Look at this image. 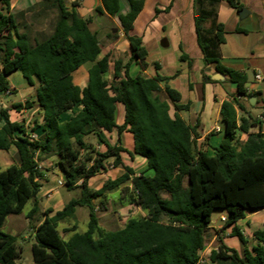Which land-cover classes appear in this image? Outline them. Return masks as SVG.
I'll return each instance as SVG.
<instances>
[{"label": "trees", "instance_id": "obj_1", "mask_svg": "<svg viewBox=\"0 0 264 264\" xmlns=\"http://www.w3.org/2000/svg\"><path fill=\"white\" fill-rule=\"evenodd\" d=\"M144 1L128 0L125 14L121 0H101L102 6L96 9L99 15L118 19L132 49L128 61H113L112 80L108 81L110 56L100 58L102 44L89 28L90 19L79 13L78 1L68 6L66 0H42L13 13L11 0H0V94L12 93L8 78L19 71L35 88L36 98L0 110V121H4L0 152L14 146L18 156L6 170L0 165V264H17L20 258L18 238L2 229L10 215L22 214L30 202L33 207L27 218L33 219L39 212L37 195L46 180L39 163L51 157H56L57 168L65 176L64 187L80 190L81 195L53 215L52 209L42 212L39 225L30 228L35 264H264V227L248 238L237 226L248 212L264 209V133H250L245 140L237 137L238 131L248 133L257 120L243 118L239 123L236 108L243 109L237 97L250 96L247 76L220 64L223 25L212 22L205 26L221 0H194L204 83L211 81L206 70L214 65L217 73L238 86L232 101L222 105L225 138L213 156L208 152V137L199 142L194 128L177 113L171 115L170 102L176 111L188 106L178 105L181 97L167 85L169 78L158 73L153 78L130 75L133 63L148 67L142 39L130 34ZM227 2L238 12L243 9L235 0ZM54 11L56 19L49 34H35L33 26L25 22L26 14L33 13L37 22ZM107 38L114 42L117 34ZM181 59L188 57L183 54ZM85 64H90L89 81L81 89L74 84L73 73ZM161 83H166L164 91ZM34 105L43 123L35 121L31 130L40 129L42 135L31 142L26 122H12L8 112L30 110ZM118 105L124 110L120 126L116 123ZM77 107L81 110L74 111L69 121H59L62 114ZM114 131L119 136L132 134L133 151L116 144L106 145L100 152L86 142L90 135ZM124 154L132 160L144 158L154 175L137 174L124 163ZM110 166L125 172L108 179L100 189H91L89 179ZM124 186L127 204L141 209L145 216L130 219L122 229L106 231L97 216V208L104 207L95 202ZM78 208L89 210L87 230L80 233L74 226V233L64 239L59 224L75 219ZM216 210L226 214L224 228L232 227L231 236L238 239L242 251L228 247L220 237L205 262L201 257Z\"/></svg>", "mask_w": 264, "mask_h": 264}, {"label": "crops", "instance_id": "obj_2", "mask_svg": "<svg viewBox=\"0 0 264 264\" xmlns=\"http://www.w3.org/2000/svg\"><path fill=\"white\" fill-rule=\"evenodd\" d=\"M41 1L11 0V11L13 13L26 11ZM76 1L81 4V8L78 9L79 13L85 19H90L89 28L97 34L102 44L100 58L106 55L110 56V71L105 76V79L111 81L113 60L121 59L126 62L132 55L129 40L117 18H109L97 13L96 9L102 6L101 0ZM235 1L243 5L242 10H246L243 18L240 17L242 10L238 12L236 8L229 5L227 0H221L219 4L214 6L213 17L205 26L209 27L212 22L216 25H223L225 43L220 46V64L226 69L247 76L246 87L250 96L237 97L243 109L240 111L236 108L238 121L240 123V120L245 118L251 121L257 120V122L255 126L249 129L248 133L238 131L237 137L240 140H245L250 133H264V120L262 119L264 117V0ZM121 4L122 13H127L129 11L128 0H121ZM205 9L212 10L208 6H205ZM196 13L197 8H195L194 0H145L143 9L137 16L130 34L142 39V45L147 51L145 62L148 64V67L143 69L140 64L133 63L130 68V75L132 77L143 75L153 78L158 73L163 77L169 78L167 85L180 94L181 98L178 105L188 106L186 110L176 111L174 104L170 102L171 115L174 116L177 113L190 128H194L199 137V142L204 141L208 137V152L213 156L225 138V124L223 123L221 114L222 105L224 102L232 101L233 97L237 94L238 86L229 82L227 76L217 73L214 65L206 70V74L210 76L211 81L204 83L203 70L205 69V63L197 41L195 27ZM42 19L45 18L42 17L40 20ZM101 20H112L116 24V27L109 31L108 27H105L106 25H100L99 22ZM111 33L117 34V40L114 42H111L107 38ZM104 41L106 42L103 43ZM183 54L188 57V60L181 59ZM89 68L90 64H85L73 73L74 84L81 89H84L88 84ZM257 75H260L262 80H257ZM165 85L166 83L160 84L163 91ZM32 88L33 97L27 101L35 102V88ZM11 91L16 92L13 86H11ZM162 97L167 98L165 93H163ZM6 109L10 108L7 107ZM80 110L81 107H77L75 110L65 112L60 116L59 121H69L74 116V111ZM15 112L17 116H22L23 118L37 113L38 124L42 125L43 123L37 105H34L30 110L25 109L20 112L10 110L8 112L9 116ZM123 116V107L118 105L116 113L117 125L123 124ZM10 120L12 122H19L18 120H13L11 116ZM23 120L26 123L28 122L25 119ZM3 125L4 121H0V129ZM217 127L219 128L218 132L215 130ZM34 132L39 137L42 135L40 129L34 130ZM86 142L94 145L100 152L106 150V145L116 144L121 145L128 151H133L134 149L133 136L129 132H124L120 136L116 131L112 133L101 132L98 135L86 137ZM12 148L16 150L14 146L10 150ZM126 156L128 155H123L124 163L133 168V165L127 162ZM134 161L141 163V165L144 163V159L139 156H135ZM39 166L46 171V180L42 183L37 200L39 203L44 201L49 206V209L53 210V215L65 207L63 201L64 194L60 192L65 189V176L57 168L56 157L41 161ZM133 169L136 172V169ZM124 172L125 170L122 167L114 168L110 166L107 172L89 179V186L91 180L96 177L105 176L106 174L105 180H114L123 175ZM112 174H117L118 176H113ZM59 182H63V186H60ZM65 190L68 191L67 189ZM263 214L264 209L250 211L244 219L237 223V226L244 233L243 225H250L251 236H247L246 233L244 235L251 238L256 230L264 227ZM259 223H262V225L255 228L256 224ZM222 224L218 226L222 227ZM210 228H216V226L211 225ZM225 229L232 231V227ZM237 242L238 248L236 250L241 252L242 246L238 239ZM216 248L217 246L213 249Z\"/></svg>", "mask_w": 264, "mask_h": 264}, {"label": "rangeland", "instance_id": "obj_3", "mask_svg": "<svg viewBox=\"0 0 264 264\" xmlns=\"http://www.w3.org/2000/svg\"><path fill=\"white\" fill-rule=\"evenodd\" d=\"M67 5L71 4V0H66ZM56 19V11L50 13L47 18L42 19L40 21H35L33 18V13L26 14L25 22L29 25L33 26V32L37 33H46L49 34L52 31L53 23ZM101 26L108 27L107 29H114L116 24L112 20H101L99 22ZM104 41L103 43H105ZM114 61V60H113ZM11 86L14 87L15 93L12 91L11 95L0 94V110L1 108H12L13 104L19 102H26L27 100L32 99L33 97V88L29 86L26 79L23 77L21 72H17L13 74L10 79ZM13 120H18L19 122L24 121L25 119L28 126L32 129L35 121H38V115L35 113L33 116L29 115V117L23 118L22 116H17L16 112L10 114ZM140 157V156H139ZM141 158V157H140ZM144 159V158H143ZM126 160L129 164L133 165V168L136 169L137 174L144 173L146 176H153L154 171L149 170L147 167V162L144 159V163L134 161L126 156ZM18 161V156L16 154V150L12 148V150L8 152H0V165L2 170H6L9 166L16 163ZM113 176H118L117 174H112ZM105 176H99L95 179H92L90 182V187L93 190H98L102 187ZM107 180H105L106 182ZM104 182V183H105ZM64 189V188H63ZM66 189V188H65ZM61 190L63 195V201L65 205L72 199L79 198L81 195V191H66ZM128 196V191L126 187H121L119 191L107 194L105 198L102 200H97L95 203L97 208V216L99 218V225L106 231H115L122 229L126 223L133 218H141L145 216V213L134 206L128 205L126 202V198ZM65 197V198H64ZM33 203H29L22 214L20 215H10L3 227V231L10 235L16 236L18 238V248L20 251V258L17 260V264H35L33 260L32 254V244L34 243L33 232L30 228L37 227L42 219L41 213L48 210L49 206L45 204L44 201L39 203V212L34 216L33 219H28L27 214L32 209ZM226 214L220 210L214 211L212 215L211 225L216 226V228H210L207 233V245L205 250L202 253V260L205 262H209V255L213 248L217 246V241L220 237H223L224 243L233 249L238 248L237 238L231 236V231L224 228V223L221 222V217ZM264 215V214H263ZM90 218L89 210L86 208H78L76 212L75 219L64 221L59 224L60 234L64 239H68L74 232L71 231L74 226L77 227V232H84L87 230L88 221ZM223 223V224H222ZM222 224V227L218 225ZM262 223L256 224V227L261 226ZM244 233L247 236H251V227L250 225H243Z\"/></svg>", "mask_w": 264, "mask_h": 264}, {"label": "built area", "instance_id": "obj_4", "mask_svg": "<svg viewBox=\"0 0 264 264\" xmlns=\"http://www.w3.org/2000/svg\"><path fill=\"white\" fill-rule=\"evenodd\" d=\"M256 79L257 80H262V77L260 75H257L256 76ZM11 94H12L11 92H7L6 93V95H11ZM262 119L264 120V117H262ZM26 126L28 128V135H29L28 137H29V140L31 142L37 141L39 139V136L34 131L31 130V128L28 126L27 123H26ZM215 130L218 132L219 131V128L217 127ZM39 168H42V167L39 166ZM63 184H64L63 182H59V185L60 186H63ZM226 220H227V216L226 215L221 217V222L225 223ZM201 259H202V257H201Z\"/></svg>", "mask_w": 264, "mask_h": 264}, {"label": "water", "instance_id": "obj_5", "mask_svg": "<svg viewBox=\"0 0 264 264\" xmlns=\"http://www.w3.org/2000/svg\"><path fill=\"white\" fill-rule=\"evenodd\" d=\"M245 13H246V10H242V11L240 12V17L243 18L244 15H245Z\"/></svg>", "mask_w": 264, "mask_h": 264}]
</instances>
